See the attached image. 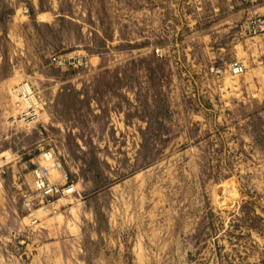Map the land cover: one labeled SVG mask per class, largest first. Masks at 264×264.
I'll return each instance as SVG.
<instances>
[{
	"label": "rangeland",
	"instance_id": "rangeland-1",
	"mask_svg": "<svg viewBox=\"0 0 264 264\" xmlns=\"http://www.w3.org/2000/svg\"><path fill=\"white\" fill-rule=\"evenodd\" d=\"M253 9L0 0V264H264V34L239 30ZM38 165L72 190L40 201Z\"/></svg>",
	"mask_w": 264,
	"mask_h": 264
},
{
	"label": "built area",
	"instance_id": "built-area-1",
	"mask_svg": "<svg viewBox=\"0 0 264 264\" xmlns=\"http://www.w3.org/2000/svg\"><path fill=\"white\" fill-rule=\"evenodd\" d=\"M240 33L246 36H253L257 34H264V14L258 13L253 9L248 13V16L240 24ZM54 64L61 65H86L87 61L84 57L74 56H52L50 58ZM210 70L215 74H220L221 69L218 66H210ZM227 70L232 75L240 74L243 70V65L237 61L231 62L227 65ZM14 91L23 102L24 106L15 114L14 118L19 122H26L30 120L31 115L35 113V108L38 105V95L31 92L26 83H19L14 87ZM51 163L54 170H58L60 164L53 160L50 155L44 158ZM32 190L35 196H38L40 201L48 200L53 196H63L71 191L70 186L66 183L58 184L56 180H49V171L45 165H38L32 168Z\"/></svg>",
	"mask_w": 264,
	"mask_h": 264
},
{
	"label": "bare ground",
	"instance_id": "bare-ground-1",
	"mask_svg": "<svg viewBox=\"0 0 264 264\" xmlns=\"http://www.w3.org/2000/svg\"><path fill=\"white\" fill-rule=\"evenodd\" d=\"M229 74H230V73H229ZM231 75H232V74H231ZM35 114H36V108H35V113L32 114L31 117H34ZM45 157L48 158V155H45ZM46 161H47V160H46ZM49 171H50V175H49V177L51 178V179L49 178V180H50V181H51V180H56V179H57V173H55L54 170H52V169H50ZM55 178H56V179H55ZM71 190H72V188H71Z\"/></svg>",
	"mask_w": 264,
	"mask_h": 264
}]
</instances>
